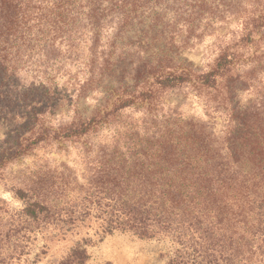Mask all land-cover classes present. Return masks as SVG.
<instances>
[{
  "label": "trees",
  "instance_id": "obj_1",
  "mask_svg": "<svg viewBox=\"0 0 264 264\" xmlns=\"http://www.w3.org/2000/svg\"><path fill=\"white\" fill-rule=\"evenodd\" d=\"M232 19L240 21L232 44L255 43L264 0H0V117L36 113L17 146L0 152V170L51 138L104 129L116 138L99 145L80 206L60 203L58 191L49 200L40 184L11 187L23 208L0 229V264H11L16 249L10 241L21 232L74 226L89 217L103 236L122 232L165 243V264H231L225 252H238V241L251 253L255 242L264 243V95L237 109L217 142L203 125L157 122L149 107L157 94L192 83L235 95L238 81H245L234 77L237 51L222 50L209 71L147 76L134 91L126 88L131 74L115 79L113 73L121 63L141 60L151 44L165 55L177 53ZM99 88L119 93L102 114L97 108L88 119L49 125L47 110L66 101L68 111ZM131 110L141 111L139 124H112ZM88 259L77 245L59 264Z\"/></svg>",
  "mask_w": 264,
  "mask_h": 264
},
{
  "label": "rangeland",
  "instance_id": "obj_2",
  "mask_svg": "<svg viewBox=\"0 0 264 264\" xmlns=\"http://www.w3.org/2000/svg\"><path fill=\"white\" fill-rule=\"evenodd\" d=\"M221 25L200 43L177 53L165 55L166 50L161 45L157 48L149 45L150 48L142 54L141 60L119 64L113 72L115 79L122 74H131L129 79L126 77V88L134 91L143 86V80L147 76L151 78V75L167 70L209 71L214 68V62L222 50L237 51L238 64L234 77L241 75L245 81H238L235 95L226 94L224 87V90H204L192 83L157 94L153 104L149 106L151 112L155 111L157 122L163 123L169 118L177 121L175 125L188 122L203 125L210 132V138L215 142L219 141L228 128L229 120L235 118L236 110L258 95H264V24L254 34L256 42L246 47L232 44L233 36L237 38L240 21L232 19ZM148 36L153 38L157 35L153 31ZM116 91L112 88H99L97 92L80 100L75 108L71 106L68 111L66 101L62 100L64 102H61L58 109L47 110L44 116L51 119L49 125L53 129L62 122L65 124L77 118L88 119L97 108H100L98 112L101 114L105 111L102 108H109L113 102L111 95L116 94V97L119 94ZM33 116H36L35 112H13L6 118L0 117V152H8L17 146L22 134L29 128V123L34 120ZM140 116L141 111L131 110L115 117L111 122L114 125L128 122L137 125L140 123ZM49 134L53 136L52 133ZM112 136V133L104 129L79 138H51L47 142L30 146L29 150H24L17 158L9 160L0 170V229L10 215L18 216L23 208V202L11 191L12 186L25 190L40 184L49 200L58 191L62 193L60 203L80 206L88 187L87 179L95 173L100 159L97 149L104 141L116 139ZM32 230L35 231L26 234L21 232L11 239L10 244L16 249L11 264H59L77 245L86 249L89 256L86 264H165L167 260L165 255L168 246L165 243L138 239L122 232L103 236L99 222L90 217L74 226L51 225L41 230ZM228 244L229 240H226V248ZM237 244L238 252H225L231 264H264V243L255 242L252 253L247 251L249 246L245 241L240 240Z\"/></svg>",
  "mask_w": 264,
  "mask_h": 264
}]
</instances>
